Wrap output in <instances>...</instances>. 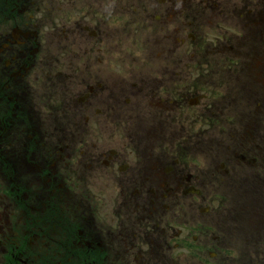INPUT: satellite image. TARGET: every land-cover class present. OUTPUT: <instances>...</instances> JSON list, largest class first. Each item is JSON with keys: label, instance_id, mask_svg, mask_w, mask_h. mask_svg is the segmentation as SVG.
Listing matches in <instances>:
<instances>
[{"label": "flooded vegetation", "instance_id": "af4514ba", "mask_svg": "<svg viewBox=\"0 0 264 264\" xmlns=\"http://www.w3.org/2000/svg\"><path fill=\"white\" fill-rule=\"evenodd\" d=\"M206 255L264 264V0H0V264Z\"/></svg>", "mask_w": 264, "mask_h": 264}, {"label": "rangeland", "instance_id": "374dc122", "mask_svg": "<svg viewBox=\"0 0 264 264\" xmlns=\"http://www.w3.org/2000/svg\"><path fill=\"white\" fill-rule=\"evenodd\" d=\"M191 256L193 257V255L191 253H189V259H193V258H191ZM205 258H207V261H208L207 264H213V260L209 256L206 255ZM190 261H192V260H190Z\"/></svg>", "mask_w": 264, "mask_h": 264}]
</instances>
